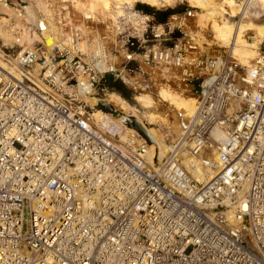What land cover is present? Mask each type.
<instances>
[{"label": "built area", "instance_id": "built-area-1", "mask_svg": "<svg viewBox=\"0 0 264 264\" xmlns=\"http://www.w3.org/2000/svg\"><path fill=\"white\" fill-rule=\"evenodd\" d=\"M131 10L100 50L81 49V27L61 9L65 35L50 50L39 40L16 54L22 7L0 11L14 37L0 38V264H264V50L250 70L228 55L202 57L185 31L191 11L155 22ZM122 73L196 94L185 132L156 168L135 130L121 139L123 123L97 124V102L78 98ZM181 141L214 170L205 182L183 164Z\"/></svg>", "mask_w": 264, "mask_h": 264}, {"label": "bare ground", "instance_id": "bare-ground-1", "mask_svg": "<svg viewBox=\"0 0 264 264\" xmlns=\"http://www.w3.org/2000/svg\"><path fill=\"white\" fill-rule=\"evenodd\" d=\"M238 1L240 2L238 3ZM69 2L72 7L83 15L84 19L93 20L97 18L99 14H102L105 18L104 13H107L105 22L110 25L112 21L123 12V6L125 5L126 7L133 8L134 3L140 2L148 4L149 6L161 8L165 5L173 4L175 0H69ZM187 3L189 7L196 8L195 14L201 19L200 21H204L203 23L208 24L210 30H212L213 42L219 47L226 49L230 60H234L239 65L250 70L253 66L251 62H254L255 59L262 55V52L260 54L259 48L260 45L264 43V0H187ZM28 7H30L29 4L24 9L22 7L23 13L21 17L15 19L16 24L22 29L18 46L24 49L32 46L34 41L42 40L46 45L45 48L50 50L58 42L56 28L53 26V23L47 22L45 20L46 18L37 14L36 29L39 33L38 35V33L28 25V23H30L28 18L30 9H28ZM0 9H4V13L6 12L11 16L14 14V7L12 6L6 8L0 7ZM39 9L49 19L53 17V15L51 16L52 11L46 4L39 3ZM60 9H68V7L62 5ZM126 10H128L129 13L132 12V10L128 8H125L124 12ZM108 11H111L110 14H108ZM253 11L256 12L253 14ZM112 12L118 14L112 15ZM124 12L122 14H124ZM237 14L240 15V18L238 20H233ZM224 15H227L232 20L225 21L223 19ZM137 17L140 21L148 18V16L144 14H139ZM7 21L8 19L5 16L0 15V38H2L4 43L11 44L14 37L4 28V24ZM248 37H251L252 40H247ZM102 40V35L98 36V38L93 41V46L90 49L100 50L101 45L104 44ZM195 46L198 47L197 44H195ZM80 47L85 52L89 51L86 41L80 42ZM120 53L123 55L125 54L122 51ZM109 56L114 57L110 53ZM39 68L40 65L37 63L33 66V73L35 76ZM124 75L127 74H121V76ZM186 90L184 91L186 92ZM90 92L92 91L88 87L79 88L78 90L82 100L84 99L91 106L89 101L91 97L94 96H92ZM185 92L183 93L177 90V88H173L171 85L161 82L158 83L153 93L140 88L138 95L135 96L136 106L129 104L115 93H108L107 102L112 103L118 110L122 111L124 115L122 117H114L101 109H93L92 117L97 124L106 127H110L113 124L120 125L126 115L137 119L152 139L150 144L144 146L141 155L150 167L156 168L154 164L155 160L161 161L171 148V144L168 145L160 132H158V129L151 125L159 122L162 124H167L169 122V124H171L169 126L170 132L172 130L175 136L180 135L181 132L183 134L185 132L186 122L194 115L197 108V98L195 95H188L185 94ZM80 97L78 98L81 99ZM160 104H164L168 108L169 114L167 115L172 117L173 120L166 118L167 115L162 113ZM133 130L134 129L123 124L122 130L119 132L120 138L126 139L131 136ZM211 136L214 140L220 142L225 138V133L223 130L216 128L212 130ZM136 143L140 145L141 140L136 138ZM183 144L184 143L181 141L182 150L180 152L183 157V164L188 168L196 181L201 183L205 182L213 175L214 170L209 164L203 165L201 158L198 156L195 158L190 157L189 154L183 150ZM215 155L216 149L214 145H212L211 159H214ZM209 158V156H206L205 160H210Z\"/></svg>", "mask_w": 264, "mask_h": 264}, {"label": "rangeland", "instance_id": "rangeland-1", "mask_svg": "<svg viewBox=\"0 0 264 264\" xmlns=\"http://www.w3.org/2000/svg\"><path fill=\"white\" fill-rule=\"evenodd\" d=\"M217 1H219V0H217ZM239 2L240 1H238V3ZM11 3L14 7L21 6V7H23V9L29 4L30 7H28V9H30V11L28 13V18L30 20V23H28V25L30 26L31 29L35 30L37 33H38V31L36 29V27H37V25H36L37 14L41 15L43 18H46L45 20L47 22L53 23V26L57 30L58 41H59L61 36L65 35V28L61 24V21L59 19L60 16L62 15V13L60 12L61 11L60 8L62 7V5H66L68 7V9H66V10L69 11L68 14L70 15V17H72V21L81 26V29L83 31L82 32L83 33L82 41H86L89 49L92 48L93 41L96 38H98V36L110 34V25L107 22H105L107 13H104L105 18L102 14L101 15L99 14L97 16V18H94L93 20L92 19H89V20L84 19L83 15L77 9H75L74 7L71 6V3L69 2V0L67 1V3H62L61 0H11ZM39 3L46 4L48 6V8L52 11L51 16L53 15V17H50L51 19H49L46 15H44L43 12L40 11ZM137 4H145V3L136 2V3H134L133 6L136 10L141 11L144 15L152 16L155 22H159L157 20V17L154 14H148V13H145L144 11H142L141 9H137V7H136ZM146 5H148V4H146ZM150 7L154 11L172 12L170 14H173V13L184 14L187 11H191L193 14V17H190L187 20V23L189 24V26L185 27V31L187 34V38L192 39L193 40L192 42L194 44L198 45V49H199V52L201 53L202 57H214V56H218V55H222V56L228 55L225 48H221L216 43L213 42L214 40H213L212 30H210L207 23H203L204 21H200L201 19L198 18V16L195 14L196 8L189 7L187 0H175V2L173 4L165 5L161 8H156L153 6H150ZM125 8L131 9L132 7H126V5L123 6V12H124ZM1 12H4V9L1 10ZM110 12L108 11V14H110ZM123 12H121L120 14H122ZM255 12L253 11V14ZM111 14L114 15L116 13L112 12ZM169 15H168V17H169ZM239 18H240V15L237 14L233 20H238ZM223 19L225 21H231L232 20L227 15H224ZM107 26H109V27H107ZM4 28L6 29V27H4ZM38 35H39V33H38ZM247 40L251 41L252 38L248 37ZM36 41H38V40H36ZM36 41H34L32 44H34ZM32 44H27V45H32ZM45 47H46V45H45ZM259 49H260V54H261V52L264 50V43L261 44ZM19 50H20L19 46H14V48L11 51H12V54H16ZM252 63L253 62H251V64ZM121 77H122V79L121 78H115L113 76H107L106 77L107 80L103 86L104 91H99L97 89V94L92 95L96 98L91 97V99L89 101L91 106L97 102V107L95 109H99V110L101 109L103 111H106L100 105V101H104L105 103H107L113 107V111H111L110 113H112V115L114 117H122L124 115V113L122 111L118 110L112 103L107 102L108 93H115V94L119 95L121 98L125 99L129 104L136 106V100L134 98L136 95H138L137 89L139 87H142L141 89H144L146 91L153 93L156 86H158V83H161V82L167 83L168 85H171L173 88H177V90H180L183 93L185 92L184 90L187 89L188 91L186 90L185 94L195 95V97H196L194 89H191L189 85L185 86L183 83L178 82L177 80L176 81L170 80V82H168V79L162 80L160 78H156V79H153V82L149 83L148 80L145 79L143 75H139L137 77V80L134 81V82H137L138 85L136 84L135 86H132L131 84L128 83L129 80H127V77H129V76L124 75ZM160 109H161L163 114L164 113L166 115L169 114L168 108L164 104H160ZM166 118L173 120L172 117H170L169 115H167ZM170 125L171 124H169V122L167 124H162L159 122V123L151 125L152 127H156L158 129V132H160V134L163 136L164 141L168 145L171 144V142L174 140L173 137L175 136V134H173L172 130L170 132V129H169ZM205 156H209L210 157L209 159L212 160L211 159V150H210V152H207L205 154ZM157 163H158V160H155L154 164L157 165ZM24 217L26 219L29 218V211H28L27 205L25 206Z\"/></svg>", "mask_w": 264, "mask_h": 264}, {"label": "water", "instance_id": "water-1", "mask_svg": "<svg viewBox=\"0 0 264 264\" xmlns=\"http://www.w3.org/2000/svg\"><path fill=\"white\" fill-rule=\"evenodd\" d=\"M264 24V22H263ZM100 105L103 107L104 110L106 111H113V107L107 103H105L104 101H100ZM122 123L125 124L126 126L134 129L137 134L145 140V142L147 144H150L152 142V139L151 137L148 135V133L146 132L145 128L140 124V122L135 119L134 117L132 116H128L126 115L123 120H122ZM179 137V135L177 136H174V140H176L177 138Z\"/></svg>", "mask_w": 264, "mask_h": 264}, {"label": "trees", "instance_id": "trees-1", "mask_svg": "<svg viewBox=\"0 0 264 264\" xmlns=\"http://www.w3.org/2000/svg\"><path fill=\"white\" fill-rule=\"evenodd\" d=\"M136 7H137V9H141L145 13L154 14L157 17V20L159 22L164 21L167 18V16L170 13H172V12H159V11H154L150 6H148L146 4H137Z\"/></svg>", "mask_w": 264, "mask_h": 264}, {"label": "crops", "instance_id": "crops-1", "mask_svg": "<svg viewBox=\"0 0 264 264\" xmlns=\"http://www.w3.org/2000/svg\"><path fill=\"white\" fill-rule=\"evenodd\" d=\"M261 46V45H260ZM140 74H133V75H130L129 77H127V80H129L128 81V83L129 84H131L132 86H135L136 84L138 85V83L137 82H134L135 80H137V77L139 76ZM132 76V77H131ZM140 88H142V87H139L138 89H137V94L139 93V90H140ZM135 99V98H134ZM125 100V99H124ZM126 101V100H125Z\"/></svg>", "mask_w": 264, "mask_h": 264}]
</instances>
